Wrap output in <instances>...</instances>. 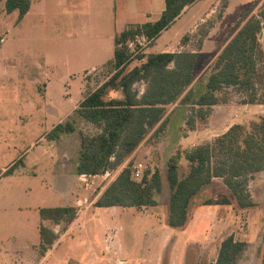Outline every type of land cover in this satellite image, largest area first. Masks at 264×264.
I'll return each instance as SVG.
<instances>
[{
  "label": "rangeland",
  "instance_id": "rangeland-1",
  "mask_svg": "<svg viewBox=\"0 0 264 264\" xmlns=\"http://www.w3.org/2000/svg\"><path fill=\"white\" fill-rule=\"evenodd\" d=\"M115 1L118 3V0H32L33 10L20 23L19 12L7 14L5 1L0 0V39L5 38L4 43L0 42V209L10 208L3 199L5 195L18 196L25 206L35 205L43 197L50 208L64 207L72 204L79 194H86L90 203L89 197L94 198L104 187L107 188L124 167H110L105 174L87 177L84 181L79 180L77 173L81 133L94 136L99 129L84 121L76 109L83 99L85 88L86 91L97 88L110 74L101 66L114 56V39L110 36L114 30L112 16ZM263 3L264 0H201L196 10L184 15L159 37L156 44L153 45V42L144 47L139 54L163 52L165 44L173 45L175 52L192 47L198 49L201 37L198 31L208 29L206 26L200 25L197 32L191 35L192 47L181 48L185 46L182 38L192 26L196 11L197 15L204 14L210 8H214V12L209 20L218 24L223 18L210 41L214 48H218L249 8H252L250 15L256 14ZM262 36L261 46L264 50V30ZM209 60L210 57L201 59L199 73ZM141 62L134 60L130 68ZM203 77L199 79L200 82L204 81ZM43 83H49L47 100L42 99L41 95L44 93ZM135 89L141 95L146 84L139 82ZM110 97H121V94L111 93ZM220 97L235 103L232 105L234 116L226 120L225 128L236 122L248 124L264 115L260 112L263 108L254 114V105L242 108L245 95L235 88L226 89L220 93ZM173 110L174 106L165 116L169 122L163 136L158 141L151 140V131L127 161L132 159L137 180H141L146 172L156 170L161 172L162 177V190L155 191L157 206L138 210L140 212L133 208L116 219L122 227L124 238L130 241L133 236L131 257L134 261L143 255L147 233L159 227L160 222L163 225V238L172 237L167 221L171 195L168 159L178 150L188 149L191 144L206 138L205 131L198 137L186 136L188 130L180 124L183 112L177 110L174 113ZM68 121L74 122L76 132L63 134L57 141L49 140L48 134L53 128ZM199 126L204 128L208 124L204 122ZM189 170L190 164L183 157L180 176L183 177ZM248 191L255 205L242 210L222 179H214L196 196L187 225L192 230L196 245L204 248H192L193 255L198 259L195 264H205L203 258L207 260L206 264H213L221 241L231 234L236 240L247 243V249L237 264H262L264 171L251 176ZM226 197L232 204L213 207L204 204L211 198L220 201ZM183 240L180 239L182 247L179 244L176 250L178 259L182 257L187 243ZM166 251L169 260L166 256L164 264H169L171 249ZM151 253L148 252V255ZM57 254L61 259L58 264L75 262V257L68 253L64 243L54 250L53 255Z\"/></svg>",
  "mask_w": 264,
  "mask_h": 264
},
{
  "label": "trees",
  "instance_id": "trees-1",
  "mask_svg": "<svg viewBox=\"0 0 264 264\" xmlns=\"http://www.w3.org/2000/svg\"><path fill=\"white\" fill-rule=\"evenodd\" d=\"M4 1L7 14L19 12L18 21L32 6V0ZM197 1L166 0V9L158 21L133 25L117 34L114 57L104 66L110 72L108 78L97 88L88 89L76 109L84 121L99 129L94 136L81 133L78 175H102L110 167L124 166L95 202L96 207L142 210L158 205L155 191L162 190L161 172H146L137 180L132 159L127 161L151 131V140L158 141L163 136L169 122L165 116L171 107L192 106V115L186 122V129L191 131L196 129L197 123L207 122L212 106L228 102L220 97L226 89L235 88L244 94V104L264 105V50L260 40L264 30V3L256 14L250 15V7L232 27L229 36L233 38L214 60L204 92L196 94L191 88L199 75V53L182 50L134 55L128 49L129 41H135L140 49L142 36L150 46ZM203 26L208 29L198 31L200 47L215 22L210 19ZM190 39L191 35H186L183 42L187 44ZM134 60L142 62L130 68ZM139 82L146 84L141 95L135 89ZM111 93H120L121 97H110ZM76 130L74 122H61L48 138L57 141L63 134ZM183 157L189 162L190 170L181 177L179 169ZM167 166L171 188L168 225L172 228L186 226L194 199L214 179L223 180L241 209L254 206L248 185L251 176L264 171V115L248 124H234L211 141L178 150L168 159ZM204 204L230 205L232 201L228 197L220 201L211 198ZM41 216L56 223H71L77 210L46 208L41 210ZM48 233L52 246L56 236L42 226V239H47ZM246 249V242L236 240L233 234L225 236L215 264H237ZM261 261L264 264V248Z\"/></svg>",
  "mask_w": 264,
  "mask_h": 264
},
{
  "label": "crops",
  "instance_id": "crops-1",
  "mask_svg": "<svg viewBox=\"0 0 264 264\" xmlns=\"http://www.w3.org/2000/svg\"><path fill=\"white\" fill-rule=\"evenodd\" d=\"M200 1L201 0H198L188 7L173 25L180 21L184 15L196 10L195 8ZM114 4V13L112 16V26L114 30H112L110 36L114 39V51L115 37L117 34H120L122 31L133 25H142L147 22L158 21L166 9V0H118V3L115 1ZM32 10L33 3L28 14L19 22H24ZM213 12L214 8H210L208 11L204 12V14L197 15L196 11L197 16L195 15L193 17L194 21L186 35H194L197 32V28L204 24V22L206 23ZM221 21L210 29L208 36L204 39L202 47L194 49L190 45L191 41L185 44V46H181V48L192 47V49H189L190 51L200 54L199 67L201 59L204 60L205 57H210L206 67L203 71H201L202 73H199L198 78L191 86L196 94L206 90V83L214 60L233 38V36L230 37L229 34H227L224 42L218 48H214L213 44L210 43L211 36ZM169 29L164 31L162 34L169 31ZM186 35H184L183 38ZM262 38L263 36L261 35L260 40ZM158 39L159 38L154 41L153 45L157 43ZM173 47L174 46L171 44H165V48L162 51L175 52V50H172ZM177 52H180V50ZM107 62L103 63L101 67L103 68ZM95 69L98 68H94L93 70ZM204 73L206 74L203 77ZM201 77H203L202 80H204L202 82L199 81ZM48 84L49 83L42 84L44 93L41 95L44 100H47L46 95ZM84 92L82 94L83 98ZM233 104L235 103L227 102L212 106V113L207 120L208 126L201 128V126H199L200 123H197L196 129L191 131L188 130V133L186 134V136L195 135L198 137L203 131H205L206 138L197 144H191L189 148L202 144L205 141H211L213 138L224 134L234 124H241L236 122L232 123L230 127L225 128L226 120H230L234 116L232 115L234 111V108L232 111ZM253 105L256 108V112L254 114L258 113L259 108H263L260 112L264 114L263 104H241L242 108H249ZM177 110H181L183 112L180 124L184 129L187 127L186 122L188 120V116L192 113V106L189 104H176L172 112L175 113ZM83 177V175H80L79 180L84 181L87 177L92 176H87L86 178ZM105 189L106 187H104L99 194H96L94 198L90 196V203H88L86 194H79V196H76L72 204L64 206L77 209L78 214L71 223L65 221L56 223L50 219H44L41 216V210L50 208V206L48 201H46L43 197L37 204L25 206L26 204L20 202L18 196L14 197L11 195V197H8V195H5L6 198L4 197L3 199L8 202L10 208L6 210L0 209V264H58V261L61 260L60 254L55 256L53 254L54 250H57L59 246L63 245V243L67 248L68 253L75 257V262L71 264H164V258L166 256L169 260V254L166 251L168 248L171 249V263L169 264H177L178 261L180 264L198 263V259H196L193 255L194 251L192 248L201 249L204 248V246L196 245L193 235L191 234V228L189 229L187 224L180 229L172 228L168 225V228L170 229L169 234L172 235V237L164 239L162 235V222H160L159 227L154 228V231H149L147 233L142 257H139L137 261L132 260L131 244L133 242V236H131L132 239H130V241L126 240L123 235L122 227L117 224L118 222H116V219L121 217L126 211L132 210L133 208L96 207L95 202L102 195ZM87 203L88 205L85 206ZM137 212L140 211L137 210ZM42 226L56 236L52 246L48 240L50 238L49 233L47 235V239H42ZM181 231L186 233H179ZM181 238H184L185 240L183 241L187 243H185L182 251V257L178 259L176 250L178 249L179 244L182 247L180 242ZM152 247L153 250L151 251ZM218 249H220V245ZM148 252L152 253L148 255ZM216 260L217 259H215L213 264H215ZM202 261L205 264L207 263L205 258H203Z\"/></svg>",
  "mask_w": 264,
  "mask_h": 264
},
{
  "label": "built area",
  "instance_id": "built-area-1",
  "mask_svg": "<svg viewBox=\"0 0 264 264\" xmlns=\"http://www.w3.org/2000/svg\"><path fill=\"white\" fill-rule=\"evenodd\" d=\"M0 42H1V43H4V42H5V38H4V37L1 38V39H0ZM139 43L141 44L140 49H137L138 47H137V43H136L135 41H129V42L127 43V47H128V49H129L131 52H133L134 55L137 54V53H139L144 47L148 46V44H149L147 38L144 37V36H142V37L140 38ZM120 46H122V45H120ZM83 176H84L83 178H86L87 176H92V175H86V174H84Z\"/></svg>",
  "mask_w": 264,
  "mask_h": 264
}]
</instances>
